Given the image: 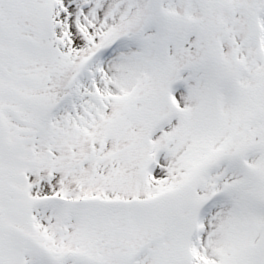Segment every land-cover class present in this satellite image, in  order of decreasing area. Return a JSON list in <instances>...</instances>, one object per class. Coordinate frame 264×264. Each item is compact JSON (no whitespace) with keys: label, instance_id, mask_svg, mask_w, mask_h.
<instances>
[{"label":"snow or ice","instance_id":"snow-or-ice-1","mask_svg":"<svg viewBox=\"0 0 264 264\" xmlns=\"http://www.w3.org/2000/svg\"><path fill=\"white\" fill-rule=\"evenodd\" d=\"M0 264H264V0H0Z\"/></svg>","mask_w":264,"mask_h":264}]
</instances>
